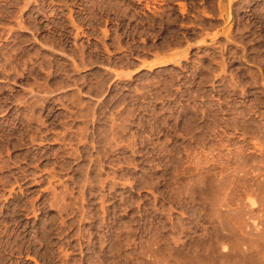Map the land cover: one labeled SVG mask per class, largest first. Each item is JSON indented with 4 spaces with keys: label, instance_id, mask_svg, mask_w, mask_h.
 Here are the masks:
<instances>
[{
    "label": "rangeland",
    "instance_id": "obj_1",
    "mask_svg": "<svg viewBox=\"0 0 264 264\" xmlns=\"http://www.w3.org/2000/svg\"><path fill=\"white\" fill-rule=\"evenodd\" d=\"M0 264H264V0H0Z\"/></svg>",
    "mask_w": 264,
    "mask_h": 264
},
{
    "label": "bare ground",
    "instance_id": "obj_2",
    "mask_svg": "<svg viewBox=\"0 0 264 264\" xmlns=\"http://www.w3.org/2000/svg\"><path fill=\"white\" fill-rule=\"evenodd\" d=\"M173 60V58H163V59H160L159 61H157V62H152L151 64H147V65H143L144 67H147L148 66V68H150V69H152L153 67H155V66H157V65H165V64H167V63H169V62H171ZM141 68H143V67H141V66H139V67H136L134 70H132V71H129V72H127V73H125V75H127V76H131V74L132 73H134V72H138ZM116 72V75H117V77H120L121 75H123V71H118V70H116L115 71Z\"/></svg>",
    "mask_w": 264,
    "mask_h": 264
},
{
    "label": "crops",
    "instance_id": "obj_3",
    "mask_svg": "<svg viewBox=\"0 0 264 264\" xmlns=\"http://www.w3.org/2000/svg\"><path fill=\"white\" fill-rule=\"evenodd\" d=\"M159 59V57L158 56H153V57H150V58H148L147 59V62L149 63V62H153V61H156V60H158ZM142 64V63H141Z\"/></svg>",
    "mask_w": 264,
    "mask_h": 264
}]
</instances>
